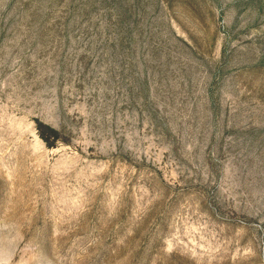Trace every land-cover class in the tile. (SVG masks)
<instances>
[{"label": "rangeland", "instance_id": "rangeland-1", "mask_svg": "<svg viewBox=\"0 0 264 264\" xmlns=\"http://www.w3.org/2000/svg\"><path fill=\"white\" fill-rule=\"evenodd\" d=\"M0 264H264V0H0Z\"/></svg>", "mask_w": 264, "mask_h": 264}]
</instances>
